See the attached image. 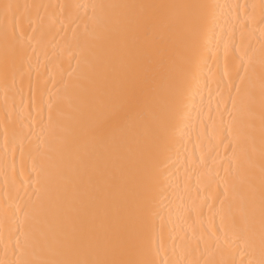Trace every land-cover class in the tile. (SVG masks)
<instances>
[{
  "label": "bare ground",
  "instance_id": "6f19581e",
  "mask_svg": "<svg viewBox=\"0 0 264 264\" xmlns=\"http://www.w3.org/2000/svg\"><path fill=\"white\" fill-rule=\"evenodd\" d=\"M0 264H264V0H0Z\"/></svg>",
  "mask_w": 264,
  "mask_h": 264
}]
</instances>
